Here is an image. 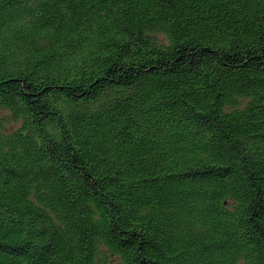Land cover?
<instances>
[{
    "label": "trees",
    "instance_id": "16d2710c",
    "mask_svg": "<svg viewBox=\"0 0 264 264\" xmlns=\"http://www.w3.org/2000/svg\"><path fill=\"white\" fill-rule=\"evenodd\" d=\"M0 264H264V0H0Z\"/></svg>",
    "mask_w": 264,
    "mask_h": 264
}]
</instances>
